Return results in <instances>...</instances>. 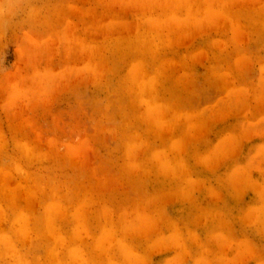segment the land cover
Wrapping results in <instances>:
<instances>
[{
	"label": "rangeland",
	"instance_id": "374dc122",
	"mask_svg": "<svg viewBox=\"0 0 264 264\" xmlns=\"http://www.w3.org/2000/svg\"><path fill=\"white\" fill-rule=\"evenodd\" d=\"M0 264H264V0H0Z\"/></svg>",
	"mask_w": 264,
	"mask_h": 264
}]
</instances>
